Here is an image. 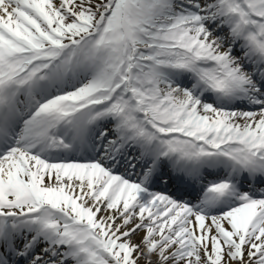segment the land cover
Masks as SVG:
<instances>
[{
    "label": "snow or ice",
    "instance_id": "snow-or-ice-1",
    "mask_svg": "<svg viewBox=\"0 0 264 264\" xmlns=\"http://www.w3.org/2000/svg\"><path fill=\"white\" fill-rule=\"evenodd\" d=\"M0 264H264V0H0Z\"/></svg>",
    "mask_w": 264,
    "mask_h": 264
},
{
    "label": "bare ground",
    "instance_id": "bare-ground-1",
    "mask_svg": "<svg viewBox=\"0 0 264 264\" xmlns=\"http://www.w3.org/2000/svg\"><path fill=\"white\" fill-rule=\"evenodd\" d=\"M136 239L138 240V239H139V237H136Z\"/></svg>",
    "mask_w": 264,
    "mask_h": 264
}]
</instances>
